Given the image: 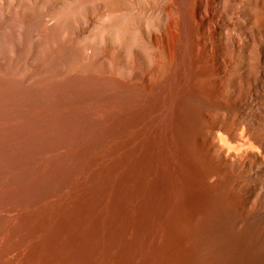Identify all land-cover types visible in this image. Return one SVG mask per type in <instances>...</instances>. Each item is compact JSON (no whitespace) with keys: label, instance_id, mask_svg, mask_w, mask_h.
<instances>
[{"label":"rangeland","instance_id":"374dc122","mask_svg":"<svg viewBox=\"0 0 264 264\" xmlns=\"http://www.w3.org/2000/svg\"><path fill=\"white\" fill-rule=\"evenodd\" d=\"M211 1L216 14L207 27L211 39L223 38L213 51L227 47L230 55L225 70L213 72L226 104L213 119L259 127L264 63L251 65L258 79L246 101H233L247 90L244 53L234 40L242 18L229 0ZM180 3L0 0V264L257 262L253 244L264 245L263 226L229 239L192 237L189 231L205 226L191 212L182 223L177 190L164 176L161 152L163 144L168 152L175 146L169 104L188 29ZM195 112L202 134L208 122L199 107ZM194 147L199 167L210 170L206 145ZM235 176L221 173V188L212 187L210 229L243 198ZM249 189L255 209L264 181Z\"/></svg>","mask_w":264,"mask_h":264},{"label":"bare ground","instance_id":"6f19581e","mask_svg":"<svg viewBox=\"0 0 264 264\" xmlns=\"http://www.w3.org/2000/svg\"><path fill=\"white\" fill-rule=\"evenodd\" d=\"M229 1L235 18H242L238 20L241 30L234 40L236 46L242 47L244 53L243 80L247 90L243 95L233 98V101L241 103L246 101L252 91L251 82L254 83L255 79H258L253 76L251 65L259 61L264 63V44L258 43V36H264V0H238L239 6L235 5L234 0ZM180 2L181 8L187 12L188 29L185 44L179 51L178 61H181L182 73L169 104L174 118V128L171 131L175 146L168 152L171 149L167 150L169 147L163 144L161 152L166 181L177 190V216L180 214L182 223H185L190 212L199 218V224L205 227L202 230L196 228L189 231V235L195 238L211 235L218 240L226 237L229 239L230 236L239 235L244 229H247L249 234L256 233L260 225L264 227V198L260 199L253 209L247 194L250 192L249 186L254 182L264 181V118L255 121L259 127L236 118L231 122H223V117L222 121L213 119L214 113L222 116L221 110L226 109L225 96L221 91L222 80L214 76L213 72L224 71L223 62L230 58V55L227 47H222L220 52L213 51V41L219 45L223 43V38L217 35L211 39L213 32L207 27L216 14L212 1ZM220 20L227 22L223 18ZM219 29L222 30L223 27ZM173 53L172 49H168L170 57ZM259 77H264V70L259 71ZM196 106L201 111L203 121L208 122L207 129L204 128L202 134L200 125L195 122ZM195 141H198L201 147L206 145V153L211 162L210 170L199 167ZM255 167L256 172L252 173V168ZM224 172L236 175L232 184L238 194L242 192L243 198L236 200L234 209L231 206V216L210 229L206 225L212 187L221 188L220 174ZM225 207L226 203L222 200L218 202V208ZM258 234L264 237L263 230ZM253 249L258 256L255 264H264L261 255L264 245L255 242Z\"/></svg>","mask_w":264,"mask_h":264}]
</instances>
